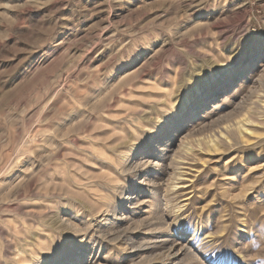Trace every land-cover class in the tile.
I'll return each mask as SVG.
<instances>
[{
  "label": "rangeland",
  "instance_id": "374dc122",
  "mask_svg": "<svg viewBox=\"0 0 264 264\" xmlns=\"http://www.w3.org/2000/svg\"><path fill=\"white\" fill-rule=\"evenodd\" d=\"M0 264H264V0H0Z\"/></svg>",
  "mask_w": 264,
  "mask_h": 264
},
{
  "label": "bare ground",
  "instance_id": "6f19581e",
  "mask_svg": "<svg viewBox=\"0 0 264 264\" xmlns=\"http://www.w3.org/2000/svg\"><path fill=\"white\" fill-rule=\"evenodd\" d=\"M260 101V100H259ZM248 123V122H247ZM246 127V126H245ZM169 149V148H168ZM167 152V151H166ZM148 159V158H147ZM148 161V160H147ZM146 161V162H147ZM140 164V163H139ZM141 169V168H140ZM135 177H137V176H135ZM134 200V199H133ZM135 207V206H134ZM123 224V223H122ZM157 239V238H156ZM159 239V238H158ZM167 243V241H164L161 245H165ZM137 245V244H136ZM188 245V244H187ZM184 246V245H183ZM176 247V246H175ZM190 247V246H189ZM136 248V247H135ZM138 248V247H137ZM189 249V248H188ZM169 250L170 251H172L173 250V246H171L170 248H169ZM172 255V254H171ZM176 259V258H175Z\"/></svg>",
  "mask_w": 264,
  "mask_h": 264
}]
</instances>
